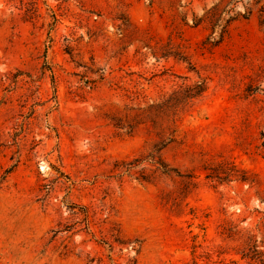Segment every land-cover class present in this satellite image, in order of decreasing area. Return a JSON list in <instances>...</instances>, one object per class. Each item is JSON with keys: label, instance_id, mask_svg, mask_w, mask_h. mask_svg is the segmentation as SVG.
Listing matches in <instances>:
<instances>
[{"label": "rangeland", "instance_id": "1", "mask_svg": "<svg viewBox=\"0 0 264 264\" xmlns=\"http://www.w3.org/2000/svg\"><path fill=\"white\" fill-rule=\"evenodd\" d=\"M254 2L0 0V264H264Z\"/></svg>", "mask_w": 264, "mask_h": 264}, {"label": "trees", "instance_id": "2", "mask_svg": "<svg viewBox=\"0 0 264 264\" xmlns=\"http://www.w3.org/2000/svg\"><path fill=\"white\" fill-rule=\"evenodd\" d=\"M253 1V5H256L257 2ZM250 3H247L244 7V14L242 16L243 19H245L250 13H251V5ZM258 12H259V18H258V22L260 25H264V4L259 6L258 8ZM215 20L214 24L211 25L210 29H209V34L207 35L205 41H204V45L209 47V48H213L215 46H217L222 40L223 38L227 35V28L229 26V24L234 21L233 18H229L227 20H225L223 22V24H221L222 20L217 21ZM220 23V24H219ZM206 91V84L203 80L198 81L192 85H188L185 86L184 88H181L177 91H175L173 93L174 96V108L177 109L179 106L183 107L185 106L187 103L193 101V100H197L198 98H200L202 96V94ZM171 138H169L168 143H171L174 141V137L173 135L170 136ZM167 143V144H168ZM163 142L154 145L153 150L144 158L142 159H136L133 160L131 162L125 163L124 167H123V171L122 173H129L131 171V169L134 167V165H139L143 162H146L152 166L155 167V171L159 170L158 167H160L162 169L163 172H171L173 171L170 168H166V166L163 164V162H161L160 156H159V151L160 149L163 147ZM158 166V167H157ZM141 180L148 182V176H141Z\"/></svg>", "mask_w": 264, "mask_h": 264}]
</instances>
